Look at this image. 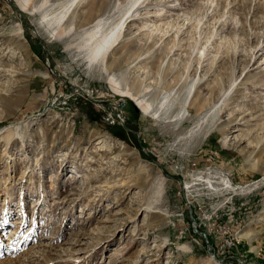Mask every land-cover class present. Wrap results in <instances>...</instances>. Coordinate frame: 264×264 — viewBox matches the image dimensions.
I'll use <instances>...</instances> for the list:
<instances>
[{"label":"rangeland","instance_id":"obj_1","mask_svg":"<svg viewBox=\"0 0 264 264\" xmlns=\"http://www.w3.org/2000/svg\"><path fill=\"white\" fill-rule=\"evenodd\" d=\"M30 1L0 0V264H264V0H74V43L127 12L108 73L157 116Z\"/></svg>","mask_w":264,"mask_h":264},{"label":"bare ground","instance_id":"obj_2","mask_svg":"<svg viewBox=\"0 0 264 264\" xmlns=\"http://www.w3.org/2000/svg\"><path fill=\"white\" fill-rule=\"evenodd\" d=\"M16 3L21 10L29 11L28 4H31L32 2L30 0H16ZM44 4L45 1H43L40 5L32 4V11H39V8ZM73 4L74 0H66V2H61L57 12L55 11V13L54 11L46 12V10L39 13L41 22L45 21L51 36L58 39H62L63 37L69 39L71 26L65 22L64 24H61V22L65 19L69 9ZM126 14L127 12L120 15L113 24L105 29H103L106 23L105 20L103 18L96 19L90 25L81 29L80 34L76 37V43L72 42L71 39H69V43L66 44V48H76L80 51L83 50V52L85 53L82 57L87 61V64L90 66H95L99 73V76H105L106 82L117 95L125 96L134 100L135 105L141 110L142 113L151 116H157V111H152V104L143 95V93H134L127 86L121 87L120 83L108 73L106 64L107 57L112 49L119 43L122 37V30L124 22L126 20ZM5 131H7L5 137L6 141L8 142L9 140H11V136L14 135L15 131L11 129H6ZM99 141L98 143H100ZM75 176L71 175L69 179H75ZM224 183L227 184V186L229 185L228 181L224 180ZM156 192L158 195L161 194L160 184L157 186ZM18 227L19 225H14L13 227H10L8 229L11 232V235L16 233V229ZM2 230L4 231V228ZM3 234H5V232H3ZM218 261L221 260H218L216 257L215 259H213L212 257L208 258L209 264H220Z\"/></svg>","mask_w":264,"mask_h":264},{"label":"built area","instance_id":"obj_3","mask_svg":"<svg viewBox=\"0 0 264 264\" xmlns=\"http://www.w3.org/2000/svg\"><path fill=\"white\" fill-rule=\"evenodd\" d=\"M119 119H120V116L118 115V113H115L113 111L106 113V115L104 116V120L111 124L116 123V121H118ZM232 243L234 244V242Z\"/></svg>","mask_w":264,"mask_h":264},{"label":"water","instance_id":"obj_4","mask_svg":"<svg viewBox=\"0 0 264 264\" xmlns=\"http://www.w3.org/2000/svg\"><path fill=\"white\" fill-rule=\"evenodd\" d=\"M9 4H11L12 6H16V8L21 12V9L17 6V5H15V4H12V3H10L9 2ZM21 14V13H20ZM33 30L36 32V34H37V30H35V28H33ZM94 101H98V100H95L94 99ZM105 102V101H104ZM105 103H107V102H105ZM162 167V169H163V171H164V173L166 174V176L167 177H169V178H173L172 176H170L168 173H167V171L165 170V168L163 167V166H161ZM180 181L182 180L180 177L178 178ZM243 264H245V263H243Z\"/></svg>","mask_w":264,"mask_h":264}]
</instances>
